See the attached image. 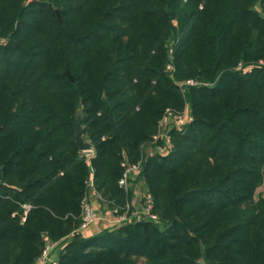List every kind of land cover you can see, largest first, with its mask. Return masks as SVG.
<instances>
[{
  "label": "trees",
  "instance_id": "1",
  "mask_svg": "<svg viewBox=\"0 0 264 264\" xmlns=\"http://www.w3.org/2000/svg\"><path fill=\"white\" fill-rule=\"evenodd\" d=\"M168 108L190 119L146 154ZM138 161L159 222L78 232ZM262 184L264 0H0V264H264Z\"/></svg>",
  "mask_w": 264,
  "mask_h": 264
},
{
  "label": "built area",
  "instance_id": "2",
  "mask_svg": "<svg viewBox=\"0 0 264 264\" xmlns=\"http://www.w3.org/2000/svg\"><path fill=\"white\" fill-rule=\"evenodd\" d=\"M169 69H172V65H168ZM196 82L193 80H188L187 84H195ZM188 109L186 108L184 111L178 112L174 111L170 108L166 109L163 117L159 123V132L154 135L153 139L147 144L145 153L154 155L156 153H167L170 145H171V134L170 131L173 127H181L187 121H185V116ZM88 155H92L93 151H89ZM142 166V161H138L132 164L125 165V171L122 177L119 180L121 186L129 189V182L131 177L136 174L138 175ZM89 193L84 198L83 205H82V213H81V223L77 229L78 232H84L88 229L92 224L98 222L101 219V215L99 212V207L97 203L100 200H103L102 195L99 191L95 188L93 181L91 180L89 183ZM153 205V199L151 194L147 191L145 193V205H144V215H140L139 218L145 217L148 220L159 222V218L157 215L151 212V208ZM25 214L31 208V204H24ZM112 214L118 216V223L124 222L129 218L136 217L138 218L137 212L133 211L132 204L129 202L127 212L120 214L118 208L113 207L110 209ZM138 218V219H139ZM56 243L50 242L45 249L43 250L41 257L39 258L38 262L44 264H58L51 260V251L54 249Z\"/></svg>",
  "mask_w": 264,
  "mask_h": 264
},
{
  "label": "crops",
  "instance_id": "3",
  "mask_svg": "<svg viewBox=\"0 0 264 264\" xmlns=\"http://www.w3.org/2000/svg\"><path fill=\"white\" fill-rule=\"evenodd\" d=\"M190 110L187 111L185 116V121L190 119ZM129 189L132 191V196L130 199V203L132 204L133 211L137 212L138 218L140 215H144V205H145V193L147 192V187L144 181L136 174H134L129 182ZM99 212L101 215V219L92 224L88 229H86L83 233L85 235H93L105 228H110L118 224V216L112 214L110 212V206L107 201L98 202ZM59 254L54 249L51 251V260L58 262ZM36 264H44L40 262H36Z\"/></svg>",
  "mask_w": 264,
  "mask_h": 264
},
{
  "label": "water",
  "instance_id": "4",
  "mask_svg": "<svg viewBox=\"0 0 264 264\" xmlns=\"http://www.w3.org/2000/svg\"><path fill=\"white\" fill-rule=\"evenodd\" d=\"M65 74L70 78L72 82L75 81V78L73 75L69 72V70L65 71ZM83 120V110L82 108H79L76 113V121H75V141L79 147V149L83 152L86 151H93V144L90 140L86 139L84 137V127L82 125Z\"/></svg>",
  "mask_w": 264,
  "mask_h": 264
},
{
  "label": "rangeland",
  "instance_id": "5",
  "mask_svg": "<svg viewBox=\"0 0 264 264\" xmlns=\"http://www.w3.org/2000/svg\"><path fill=\"white\" fill-rule=\"evenodd\" d=\"M85 153H90L89 151H86ZM258 197H264V184H262L258 189H257V192H256V198ZM104 200H100V202L103 203ZM99 207V206H98ZM131 219H133V216L131 217Z\"/></svg>",
  "mask_w": 264,
  "mask_h": 264
}]
</instances>
